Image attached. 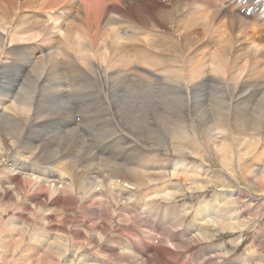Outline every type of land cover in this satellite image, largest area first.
I'll use <instances>...</instances> for the list:
<instances>
[{
  "label": "bare ground",
  "instance_id": "bare-ground-1",
  "mask_svg": "<svg viewBox=\"0 0 264 264\" xmlns=\"http://www.w3.org/2000/svg\"><path fill=\"white\" fill-rule=\"evenodd\" d=\"M127 1L42 0L41 7L37 8L41 11L36 17L39 24L44 22L43 16L46 15L49 18H53V14L65 16L64 13L58 15V12H63L60 8L54 10L59 5L76 7L77 17L83 19L80 23L85 29L81 31H86L80 32V25H75L74 30L70 26L65 27L67 47L77 54L73 59L64 52L59 57L52 52V55L42 53L39 60H32L28 54L21 53L19 48L6 45L7 37L11 41L18 33L9 34V29L0 32V50H3L0 59V93L2 98L10 102L7 105L1 103L4 110L0 111V155L7 150L5 144H9L11 149L6 165L1 170L5 175L0 178V202H6L3 203L6 207L11 206V202H20L21 210L37 214L49 209L47 226L51 235L57 237L52 245L56 249L53 254L56 252L58 257L67 258L70 262L75 259L82 261L80 251L89 245L97 247L105 258L119 264H178V256L170 246L183 250L191 243L185 244L186 240L173 243L176 239L170 237L157 240L154 250L151 244L144 247L139 245L140 252H144L146 257L138 262L136 257L120 250L122 243L118 242V236L107 240L108 234L114 230L111 226L112 216L105 212L97 213L95 209L90 210L89 206L100 207L102 202L95 200L98 193V197L105 193L104 196H112V200L116 198L122 201L128 191L124 185L126 183L132 185L135 192L143 189L154 172L139 166L144 163V158V164L149 166L153 152L157 150L171 157L173 164L180 168L187 165L189 155H194L200 161L196 176L204 174L214 179L224 176L232 187H237L235 182L243 183L251 191L264 193V162L261 160H264V68H259V63L264 61L258 51L259 44H255L252 50L235 51L239 46L236 45L237 37L245 35L249 29L255 33L264 29L262 0H205V9L201 11L211 12L212 24L227 29L228 45L227 49L219 47L214 57L213 63L217 68L214 70L215 76L204 75L203 70L197 68L189 72L188 79H184L180 71H177L181 65L173 68L176 57L183 60L184 55H187L181 51L187 52L192 47L191 43L184 45V48L186 41L183 39L171 40L175 46L169 42V48L166 41L144 37L145 41H150L142 44L144 46L140 45L142 49L137 47L140 42L129 46V51L132 49L135 52V59L130 61L125 57V49L119 43L121 35L118 29L131 27L130 23L144 27L152 24L155 28H163L153 20L159 14L157 9L150 6L151 9L147 10L150 16L147 18L136 14L139 6L152 2ZM34 2L36 0H0V27L10 18L9 28L16 31L11 23L20 4ZM195 3L200 7L198 2ZM49 22L53 24L57 18ZM55 28L61 29L59 25ZM47 29L41 24L34 30V34L40 36L43 42H48ZM233 34V39L236 38L234 42L231 41ZM184 36L185 39L188 37ZM255 37L252 32L251 38ZM262 39L264 42V33ZM151 51H156L158 55H152ZM170 54L175 56L174 59L169 57ZM132 61L135 65L131 64ZM176 62L181 63V60ZM164 64H168L169 68L163 69L161 66ZM227 67L229 74L225 72ZM190 120L200 131L202 146L209 150L208 143L213 144L214 148H211L216 151L214 160L218 162L219 173L210 170L213 164L209 159L207 162V155L202 149V152H196L185 148L198 135ZM217 135L222 136L221 140L216 139ZM195 145L198 146L197 142ZM74 157L78 158L77 162L73 161ZM194 165L186 166V172H192ZM166 174L162 173L164 176ZM188 188L191 187H182V190L187 189L188 192ZM176 189L178 191L173 189L174 192L181 191L180 188ZM134 191L131 193L135 194ZM161 192L162 189L159 191L154 187L141 192L142 202L148 204L147 211L152 207L149 203H154L158 196L167 198L174 194L168 190ZM237 195L242 196L241 191ZM227 196L231 197L232 193ZM224 198L222 196L219 201ZM228 202L223 205L228 206ZM130 209L132 212L137 211L138 205L131 204ZM74 211H80V216H73ZM228 212L224 211L221 215L217 210L215 217L208 218L196 211L195 219L201 221L199 226L202 227L197 234L190 236L192 242L211 240L214 234L210 229L213 228L231 233L237 231L238 222H235L236 219L231 222L226 215ZM25 216L22 213L17 217L25 220L26 230L23 232L28 234L35 222ZM54 217L58 219H52ZM121 217L119 221L125 222ZM70 225L76 229L67 231ZM241 235L233 244L236 247L244 239ZM131 236L127 238L133 239ZM65 237L69 238L70 251ZM59 240L66 242L64 249L57 243ZM18 245L20 242H17ZM229 254L230 249L223 246L222 252L216 250L207 253L205 249L199 252V256L204 259L201 264H215V257ZM172 259L174 263H169Z\"/></svg>",
  "mask_w": 264,
  "mask_h": 264
},
{
  "label": "rangeland",
  "instance_id": "rangeland-1",
  "mask_svg": "<svg viewBox=\"0 0 264 264\" xmlns=\"http://www.w3.org/2000/svg\"><path fill=\"white\" fill-rule=\"evenodd\" d=\"M128 1H131V0H128ZM149 1L152 3L151 4L143 3V6H139L136 9V12H137L136 14L137 15L142 14L141 16H144V18H147L148 16H150L149 14L150 12L147 10L151 9V7L157 9L158 11L157 13L159 14L161 13V14L160 15L157 14L158 16L156 17V19L155 17H153L154 14H152L153 15L152 17H153V20H156V23H158V25L162 26L163 28L161 27L155 28L152 26L151 23H150L151 25L150 26L147 25V27H144L143 25H140L138 23H135L134 25L130 23L131 27L125 28V29H118V32L121 35V40L119 41V43H120V46L123 47V49H125L123 51V54L125 55V57H127L130 61L135 59L134 58L135 56H133V53L135 52L132 49L131 51H129L130 49L129 46H132L136 42L137 43L140 42L137 46L139 49H142L140 45L146 42H149L151 39H155L156 41H160V40L166 41L165 43L167 47L171 48L170 45H168L169 42L172 43L175 40L179 41L180 39L181 40L183 39L182 41L184 40L186 41L183 44V47L184 45H189L192 43L191 44L192 47L190 50H188L187 52L186 50L181 51L183 54L186 53L190 57V58L189 57L187 58V55H184L185 58L190 61L187 62L185 58L182 60L181 58H178V57L174 59L175 56L174 55L171 56L170 54L169 57H173L174 59L173 62L175 61V66L173 67V65L170 64V68L172 67L176 68L179 65H181L179 66V69L177 68L178 70L177 69L176 70L180 71V75L183 76L184 79H188V76H190L189 72L192 70H196L197 68L199 70H203L204 75L213 76L215 73L214 70L217 69L213 63V60H214V57L217 55L216 53L219 47H225L227 49L226 45L228 44H227L226 38H228V31L222 25H217L218 26L217 27L216 25L212 24L211 12H207V10L201 11L202 9H205L204 8L205 0H201V1L200 0H182V1L181 0L179 1L149 0ZM41 2L42 0H36V2L32 4H28V3L20 4L19 11L16 13L11 23L13 26H15L16 31H13V29L11 30V28H9L10 18L7 19L4 24L3 23L1 24L2 27H0V32L6 31L9 29L10 30L9 34L13 32L15 34L18 33L13 39H11V41H10V37L8 36L6 45L8 46L9 44H11L14 48H19L21 53L28 54L32 58V60H35V59L39 60L40 59L39 55L42 53L52 55L51 54L52 52L58 55L56 57H59L62 54V52H64L66 56H69L71 57V59H73L74 57L77 56V54H75L71 49L67 47V42H66L67 37L64 36L65 27L70 26L71 29L74 30L75 28L73 27H75V25L76 27L80 25V32L86 31L84 30L85 27L82 26L80 23V21H83V19L81 18V16L79 18L77 17L76 7L73 8L71 6H68V8H66V7H59L60 6L59 5L54 10H58V8H60V10H63V12H58V15H60L61 13H64L66 14L65 16L61 17V16H57L53 14V18H49V16L46 15V16H43L44 22L39 24L37 22L36 17L41 12L40 10H37V8L41 7ZM195 2H198L200 4V7L199 5H195L196 4ZM200 2H203V3L201 4ZM156 5H158L160 8ZM194 8L196 11L194 10ZM55 12L56 11H53V13ZM17 15L18 17L16 18ZM59 17L60 19H58ZM56 18H57V22H54L53 24L49 22V20H54ZM80 18L81 20H79ZM197 20H198V23H197ZM59 21H61V23H59ZM159 21L162 22V24ZM41 24L48 28L46 31L49 35L48 42L46 41L43 42L40 36H35L34 34V30ZM57 25L61 27L60 30H57L55 28ZM191 25L192 26L194 25V27H192ZM213 25H214V29H213ZM187 27L192 29V31L191 29H189L191 32L190 33L191 35H189V30ZM82 28L84 29L81 31ZM213 30L214 31L216 30V32H214ZM252 32L254 33L256 37L258 35H261V36L257 38L256 37L251 38ZM263 33H264V29H262L260 33H257V32L255 33L254 31L249 29V31L245 32V35L237 37V39L235 38L237 40L236 45L239 44L238 48L235 49L236 53H238L241 50L245 52L248 48L249 50H252L255 44H259L258 51L261 52L263 61H264V54H263L264 53V44H263L264 42L262 39ZM184 35L188 37H186L185 39ZM144 37L150 40L145 41ZM233 37H234V34L232 36L231 41L235 40L233 39ZM173 44L174 43H172L171 46H173ZM2 52L3 50H0V59H2ZM188 52H190L191 54ZM151 53L154 56L158 55L156 51H151ZM178 54H180V52ZM169 57H167L166 59H168ZM177 59L181 60V63L176 62L178 61ZM240 62L241 61H239V63ZM77 63L78 65L80 64V62L78 61ZM131 64L135 65L133 61ZM13 65L14 64H12V66ZM182 66H184L185 68ZM161 67H163V69H167L169 68V65L164 64ZM259 68H262V69L264 68V62L259 63ZM225 72L229 74L228 67L227 69H225ZM227 73H226V76H227ZM185 81H189V80H185ZM2 97L3 95L2 93H0V109H1L0 111L4 110V108H2L3 105L1 103H5L4 105H7L10 103L9 100H6ZM190 123H192L191 120H190ZM191 126L193 127L195 133L197 132L198 135H196V138H193L192 140L193 145L189 143L186 145L187 147L185 146V148L188 149L189 151L205 152V154L207 155L206 156L207 162L209 159V162L213 164V166L211 165V167H209L210 170L217 171L219 169L218 167L219 165H217L218 162L214 160L216 151L213 150L214 148L213 144L209 142L208 143L209 144L208 147L210 146L209 150H206L204 148V145L202 146L203 140H202L201 134L199 133L200 131L197 129V127H194L193 123ZM96 131L99 132V130H95V132ZM216 137H217L216 139L218 140H221L222 138L221 135H217ZM43 142L44 141H42V143ZM196 142L198 146L195 145ZM4 147H6L7 150L5 151V153L0 155V178L5 175V173L1 172V170L4 168V165H6V161L8 160V153L11 151L9 144H5ZM200 149H202V151ZM159 151L157 150L153 152V156L150 159L151 166L144 164L146 162L145 158L143 160L144 163H141V165L139 166L140 168L141 167L144 168V170H148V169L152 170L156 174L154 175V173H152V176L154 175V177L152 176L149 177L150 179L152 178L151 179L152 181L150 180L149 182H147L148 184L146 183V185L143 186V189H141L140 191L137 190L135 192L134 191L135 188L132 185L126 183L124 185L128 191L127 190H126L127 192L125 191L126 194L123 196L124 198L122 199V201L116 200V198H113L112 200V196H108V197L107 195L104 196L105 193L101 194L102 196L98 197V195H100V193H98L95 196V200H97V202L98 201L102 202V204L100 205L101 208L99 207V205L89 206L90 210L95 209L97 213L105 212L108 216L110 215L112 216L113 221H112L111 226L114 228L113 230L114 232L111 231V233L108 234L107 240L112 237L114 238L115 235L118 236L117 238L118 240H120L118 242L122 243L120 245V250H125L124 253L128 252L130 255L134 256V258L136 257L138 262H141L146 257L143 254L144 252L142 253L140 252L139 245L144 247V246H148L151 244L152 250H154L155 249L154 246L156 245L157 240L161 241L162 239L173 237L174 239H176L173 241V243H177L179 241H185V240H186L185 244L191 243L188 247H186V249H183V250L176 249L170 246L174 254L178 256V258H176V260H178V264H181V263L201 264V262H204L203 261L204 259H202L201 256H199V252L201 250L205 249L207 253L208 251L213 252L216 250L217 252H220V251L222 252V246L225 248L228 247V249H230V254L228 256H222V257L219 256L220 258L215 257L216 259L215 264H244L245 262H246L245 264H258V263L264 264V193H261L259 190L257 191L252 190L253 191L252 192L243 183L236 184L235 182V185L237 187H234V185L231 183L233 185L232 187L227 182V179L224 176H221V179L220 178L218 179L210 178L208 177V175H204V174L201 176H196L197 170H198L197 166L200 165V161L194 155H189L186 161V164H187L186 166L188 167L191 164H195L193 166L192 172L189 171L187 173L186 172L187 168L185 169L186 166L184 168L183 167L180 168L179 165L175 166L173 164V160L171 159V157L169 158V156L164 154V152H161L162 150H159ZM76 159L78 158L74 157L73 161L77 162ZM261 160L264 162L262 158ZM163 172H166L168 175L167 174L165 176L162 175ZM185 172L188 175H186ZM217 172L219 173V171ZM188 186L191 187V188H188L189 189L188 192H187V189L182 190V187L185 188ZM153 187L154 189L156 188L159 191H161L162 189L163 192H165V190L166 191L168 190L169 192L171 191L174 192L173 189H175V191H178L176 188H180L181 191L174 192L173 195L170 194L171 196H167V198H162L161 196H158L155 199L156 201H154V203L153 202H151V204L149 203V205L150 206L152 205V207H149V211H147L148 206L146 205L148 204H145L146 202H142L144 200L140 197L141 196L140 194L141 192L146 191L147 188L153 189ZM133 191L135 192V194L131 193ZM239 191H241L242 196L237 195L239 194ZM163 192H161V194ZM229 193L230 195L232 193L231 197L227 196ZM222 196H224L225 198L219 201V198H221ZM224 202H228L226 203L228 206L223 205ZM3 203H6V202H3ZM3 203L0 202V264H40V263L41 264H83L82 262H85L88 264H116L117 263V261L115 260H110L108 258H105L102 254H100L101 250L98 249L97 247H93L89 245H86L80 251L83 257L82 261H76L77 259H75L74 261L70 262V260L67 258H64L61 256L58 257L56 252H54L53 254V251L54 250L56 251V249H54L53 247L54 246L53 243H55V238L57 237L55 235H51L52 232L48 229V226H47V221L49 220L48 219L49 209H47L44 212L41 211L39 214H37V213H33L32 211L28 212V210H21L19 207L20 202H14V204L11 202L12 205L11 206L9 205L7 207L4 206L5 204L3 205ZM134 203H136V206L138 205V210L132 212L130 209V205ZM220 204L223 205V207ZM155 209H157L156 210L157 212L153 211ZM151 210L153 211V213ZM182 210H185V212H182ZM217 210L221 213V215L224 211H227V210L229 211L228 214L226 215L230 217L231 222H234V220L236 219L235 222H238V226L236 229L237 231L234 230V232L231 233L228 231L224 232L220 230L219 228H213V229H210L212 234H214L211 240L199 241L198 243L192 242L193 235L197 234V232L202 227L201 225L199 226V223L201 221L195 219L197 216V214L195 216V212L196 211L197 213L202 212L205 216L209 218L211 216L215 217L216 216L215 212ZM121 211L122 213H120ZM22 213L24 216L26 215L25 217H29L31 220L35 222L34 226L32 225L33 229L31 230V233L29 232L28 234L27 233L24 234L23 232L24 230H26L25 225H24L25 220L23 218L18 219L17 217L18 214H22ZM80 214H81L80 211H74L72 215L75 217H78L80 216ZM119 215L120 217L121 215L124 216L121 218L122 219L124 218L125 222L119 221V218H120ZM128 215L129 216L132 215V216L129 217ZM130 218L131 219L138 218V219L130 220ZM41 219L42 221H40ZM52 219H58V218L54 217ZM87 219L90 220L89 217ZM174 222H177L178 224ZM38 225H41V226H38ZM173 225L174 226L176 225L177 227L175 226L174 228ZM70 226L67 228V231H74L76 229L74 228L73 225H70ZM19 230L20 232H18ZM119 231H121V233ZM118 234H120V236ZM128 234L129 236L132 235L131 237H133V239L129 240L127 238L129 237ZM183 234H184V237H182ZM241 234H243L244 239L243 241L240 240L239 245L236 247V245H233V244H236L235 241L237 242L241 238V237H238ZM45 240H47L48 242L46 241L47 242L46 243ZM65 241L69 243L68 250L70 251L71 246H70L69 238L65 237ZM17 242H20V245L17 246ZM66 242L64 241L60 242L59 240L57 243H59V245L64 249ZM136 248H138L139 251ZM168 262L174 263L173 259L169 260ZM123 264H126V262H124Z\"/></svg>",
  "mask_w": 264,
  "mask_h": 264
}]
</instances>
